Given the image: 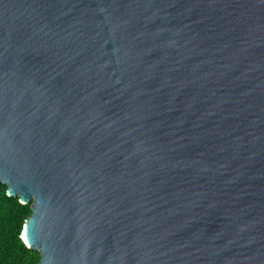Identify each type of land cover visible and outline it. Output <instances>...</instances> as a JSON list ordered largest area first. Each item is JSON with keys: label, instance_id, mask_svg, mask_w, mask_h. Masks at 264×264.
I'll return each mask as SVG.
<instances>
[{"label": "water", "instance_id": "1", "mask_svg": "<svg viewBox=\"0 0 264 264\" xmlns=\"http://www.w3.org/2000/svg\"><path fill=\"white\" fill-rule=\"evenodd\" d=\"M0 184L38 264H264V0H0Z\"/></svg>", "mask_w": 264, "mask_h": 264}, {"label": "trees", "instance_id": "2", "mask_svg": "<svg viewBox=\"0 0 264 264\" xmlns=\"http://www.w3.org/2000/svg\"><path fill=\"white\" fill-rule=\"evenodd\" d=\"M31 213V203L25 204L19 197L9 196L7 185L0 184V264L39 263L40 253L28 247L21 237Z\"/></svg>", "mask_w": 264, "mask_h": 264}]
</instances>
